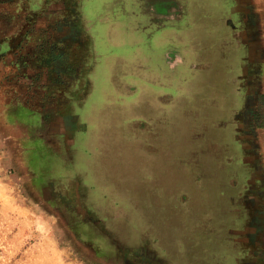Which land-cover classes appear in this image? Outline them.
Returning a JSON list of instances; mask_svg holds the SVG:
<instances>
[{"label": "rangeland", "instance_id": "rangeland-1", "mask_svg": "<svg viewBox=\"0 0 264 264\" xmlns=\"http://www.w3.org/2000/svg\"><path fill=\"white\" fill-rule=\"evenodd\" d=\"M247 4L261 69L238 157L258 165L264 252V0ZM196 6L0 0V264L209 262L243 95L233 75L214 104L227 64Z\"/></svg>", "mask_w": 264, "mask_h": 264}, {"label": "flooded vegetation", "instance_id": "flooded-vegetation-1", "mask_svg": "<svg viewBox=\"0 0 264 264\" xmlns=\"http://www.w3.org/2000/svg\"><path fill=\"white\" fill-rule=\"evenodd\" d=\"M204 1L207 2V0ZM247 1L208 0L207 2L213 13L212 21L214 17L217 19L211 27V32L214 35H221L223 31L222 39L225 40L223 50L226 53L227 66L228 63L234 62L237 67L230 77L232 80L235 75L237 78L235 91L240 89L243 95L240 100L243 131L239 132V138L238 136H236L237 139L232 138L228 144L229 154H231L228 161L230 165L223 166L225 178L216 201L215 225L208 241L212 252L207 264H264V252L259 239L260 226L256 218L257 214L254 213L259 206L262 192L259 187V178L256 176L258 165L251 162L246 164L244 159L240 160L238 157V154L244 152V141L250 142L248 139L250 127L244 129V124L248 126V121L244 118V90L257 85L261 69L260 59L256 58L259 48L258 41L254 38L255 16ZM232 11L235 15L234 25L228 23L229 29L226 30L224 27L222 28L225 30L220 29L219 24L224 23L225 15L228 21ZM221 50L219 48V54ZM230 77L227 73V80H230ZM250 93L254 94L252 90H247V95ZM252 97L245 96L247 105ZM245 107L247 108L246 105ZM244 133H247V137ZM249 152L253 153V149Z\"/></svg>", "mask_w": 264, "mask_h": 264}, {"label": "trees", "instance_id": "trees-1", "mask_svg": "<svg viewBox=\"0 0 264 264\" xmlns=\"http://www.w3.org/2000/svg\"><path fill=\"white\" fill-rule=\"evenodd\" d=\"M189 1V0H188ZM196 1V0H195ZM194 0H192V2L195 4V5H198V6H196V7H201L202 8V10H203V12L202 11H200L199 10V12H201V13H204V14H202V16H205V17H207V16H209V17H212L213 16V13H211V6L209 5V3L207 4L206 2H202V1H198L197 0V3L195 2ZM194 6V5H193ZM211 13V14H210ZM208 24H210L209 26H210V33H211V36H214V37H217V38H220L221 37V39L223 38V31H221V35H218V34H216V35H214V34H212V32H211V23H208ZM208 26V27H209ZM223 40V39H222ZM222 40H220V42H221V45H220V47L219 48H221L222 50H221V52H220V57H221V59L223 60V64H227V59H226V57H225V55H226V53H225V50H223L224 49V41L225 40H223V42H222ZM199 66V65H198ZM223 75H224V77L226 78L227 77V73L225 74V68H224V71H223ZM227 79V78H226ZM227 82H228V87H229V89L228 90H226V89H223V88H220L219 86H217V85H215V99H216V101H214V104H216L215 102H219V99H223V104H222V106H221V110H224V108L226 109V107H225V105L227 104V107H228V104L230 105V98H231V96H232V90H233V88L231 89V85H232V80H231V77H230V80H227ZM225 101H226V103H225ZM219 119H220V122H221V124H224V125H222L223 127L227 124V122H228V115H226V116H221V117H219ZM202 125V124H201ZM258 126H260V127H264V121H262V122H260L259 124H258ZM228 161V160H227ZM219 166V165H218ZM218 172L221 174V172L223 173V166L221 165V167H218Z\"/></svg>", "mask_w": 264, "mask_h": 264}]
</instances>
